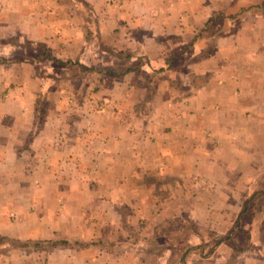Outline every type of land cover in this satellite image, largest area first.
<instances>
[{
  "label": "crops",
  "instance_id": "obj_1",
  "mask_svg": "<svg viewBox=\"0 0 264 264\" xmlns=\"http://www.w3.org/2000/svg\"><path fill=\"white\" fill-rule=\"evenodd\" d=\"M0 236L264 264V0H0Z\"/></svg>",
  "mask_w": 264,
  "mask_h": 264
},
{
  "label": "rangeland",
  "instance_id": "obj_2",
  "mask_svg": "<svg viewBox=\"0 0 264 264\" xmlns=\"http://www.w3.org/2000/svg\"><path fill=\"white\" fill-rule=\"evenodd\" d=\"M0 237H6V236H0ZM7 238V237H6ZM6 238H3V239H1L0 238V258H4V256H6L8 253H10V251H12V250H15V251H22V252H27V253H38V251H40V252H44V251H47V248H49V249H52L53 247H49L48 245V243H45L43 240H40V239H31V240H37V241H39V245L38 246H36L34 249H24V248H9V246H8V242L7 241H5L6 240ZM57 240V239H56ZM68 240V239H67ZM69 241H71V240H69ZM49 242H50V240H49ZM72 242V244H62L63 246H74V241H71ZM61 245V246H62ZM59 247H60V244H59ZM59 249V248H58ZM60 250H58V251H56V250H54V252H56L57 254H58V252H59ZM55 253V254H56ZM55 254H53L54 256H56ZM24 255H27V256H30L29 254H24V253H20L19 255H18V257H20V258H22V256H24ZM32 255V254H31ZM36 255H34V257H35ZM44 259H45V255H44ZM3 261V260H2Z\"/></svg>",
  "mask_w": 264,
  "mask_h": 264
},
{
  "label": "trees",
  "instance_id": "obj_3",
  "mask_svg": "<svg viewBox=\"0 0 264 264\" xmlns=\"http://www.w3.org/2000/svg\"><path fill=\"white\" fill-rule=\"evenodd\" d=\"M1 239L6 238V237H0ZM8 242V246L9 248H24V249H34L36 246H38L40 243L37 240H18V239H14V238H6V240ZM1 242V241H0ZM58 242L60 243H64V244H72L71 241L66 240V239H60ZM53 243H56L53 242Z\"/></svg>",
  "mask_w": 264,
  "mask_h": 264
}]
</instances>
